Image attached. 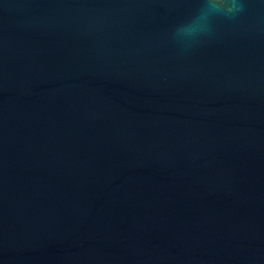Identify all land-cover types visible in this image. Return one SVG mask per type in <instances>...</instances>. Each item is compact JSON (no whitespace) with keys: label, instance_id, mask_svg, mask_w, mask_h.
<instances>
[{"label":"water","instance_id":"95a60500","mask_svg":"<svg viewBox=\"0 0 264 264\" xmlns=\"http://www.w3.org/2000/svg\"><path fill=\"white\" fill-rule=\"evenodd\" d=\"M200 3L0 0V264H264V2Z\"/></svg>","mask_w":264,"mask_h":264},{"label":"clouds","instance_id":"9594fccd","mask_svg":"<svg viewBox=\"0 0 264 264\" xmlns=\"http://www.w3.org/2000/svg\"><path fill=\"white\" fill-rule=\"evenodd\" d=\"M264 2V0H262ZM246 7V0H201L196 10L174 25L172 39L182 48L209 35L218 18L234 20Z\"/></svg>","mask_w":264,"mask_h":264}]
</instances>
